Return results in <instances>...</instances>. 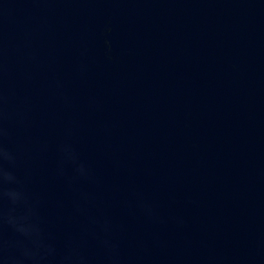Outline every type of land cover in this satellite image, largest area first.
<instances>
[{"label": "water", "instance_id": "95a60500", "mask_svg": "<svg viewBox=\"0 0 264 264\" xmlns=\"http://www.w3.org/2000/svg\"><path fill=\"white\" fill-rule=\"evenodd\" d=\"M0 264H264V0H0Z\"/></svg>", "mask_w": 264, "mask_h": 264}]
</instances>
